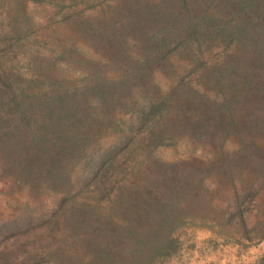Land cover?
<instances>
[{"label":"trees","instance_id":"1","mask_svg":"<svg viewBox=\"0 0 264 264\" xmlns=\"http://www.w3.org/2000/svg\"><path fill=\"white\" fill-rule=\"evenodd\" d=\"M0 9V178L39 211L0 220V264H162L192 211L246 224L264 197V0ZM43 195L60 196L46 212Z\"/></svg>","mask_w":264,"mask_h":264},{"label":"rangeland","instance_id":"2","mask_svg":"<svg viewBox=\"0 0 264 264\" xmlns=\"http://www.w3.org/2000/svg\"><path fill=\"white\" fill-rule=\"evenodd\" d=\"M27 6L28 10L32 13L34 21L39 23L35 27L37 29L36 33L30 31V35H41V26L46 17L45 11L42 9V6L35 8L32 2L28 3ZM91 6L92 4L90 6H77L75 8L78 10L83 8L92 10L93 7ZM50 8L47 7L48 10H52ZM69 10L72 11L73 8L69 7ZM71 77L74 78V76ZM177 149L178 151L167 147L161 151L163 159L173 162L184 158L186 154L184 153L183 145L177 146ZM194 156L201 157L200 152H196ZM58 197L60 196H42L44 212L51 209V203L56 201ZM225 199L226 197L223 194L216 193L213 196V202L222 208L224 206L227 207L223 201ZM253 201H256V203H261L262 201V203L256 207L255 204L252 206L253 202L246 204L249 205L246 224L244 226L232 224L227 229L225 228L227 216L225 211H220L219 213L192 211L188 218H186V222L175 231V235L179 237L180 241L178 252L162 264H232L233 261L237 264L238 260L242 262L243 256H251L255 253L258 254L259 259L264 254V240L254 238L251 241L242 240L243 242H238V238H240V234L243 233L244 228L250 234L260 235L264 233V197L260 198L258 196ZM27 203L29 207H32L33 213L38 215L39 211H35V201L29 199L25 193L11 190L0 178V220L12 218L17 214L15 207H25ZM7 243H11V241Z\"/></svg>","mask_w":264,"mask_h":264},{"label":"crops","instance_id":"3","mask_svg":"<svg viewBox=\"0 0 264 264\" xmlns=\"http://www.w3.org/2000/svg\"><path fill=\"white\" fill-rule=\"evenodd\" d=\"M247 253V252H246ZM243 259H242V262H240L239 260H238V263L237 264H255L256 262H257V259H258V254L257 253H255V254H253V255H251V256H249V255H246V256H243L242 257ZM240 262V263H239ZM255 262V263H254ZM232 264H235V261H233L232 262Z\"/></svg>","mask_w":264,"mask_h":264}]
</instances>
